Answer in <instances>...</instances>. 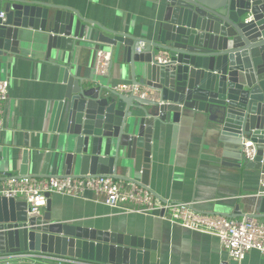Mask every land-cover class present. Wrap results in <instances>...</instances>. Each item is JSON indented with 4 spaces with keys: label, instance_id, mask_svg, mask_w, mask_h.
I'll return each mask as SVG.
<instances>
[{
    "label": "water",
    "instance_id": "1",
    "mask_svg": "<svg viewBox=\"0 0 264 264\" xmlns=\"http://www.w3.org/2000/svg\"><path fill=\"white\" fill-rule=\"evenodd\" d=\"M159 6L158 17L137 32L128 18L104 26L61 2L0 0V60L31 55L53 67L59 84L46 149H39L41 136L31 148L25 140L18 167L10 159L0 181L110 175L148 186L155 129L168 125L175 133L194 119L240 147L236 167L264 171V0H159ZM83 48L108 51L107 73L118 66L119 79L126 72L154 99L119 93L110 77L81 75L70 58ZM245 141L252 142L251 159L242 152ZM46 197L40 214L28 216L24 199L0 196V255L162 263L158 240L55 220ZM252 200L251 214L237 204L212 213L264 218V195Z\"/></svg>",
    "mask_w": 264,
    "mask_h": 264
},
{
    "label": "crops",
    "instance_id": "2",
    "mask_svg": "<svg viewBox=\"0 0 264 264\" xmlns=\"http://www.w3.org/2000/svg\"><path fill=\"white\" fill-rule=\"evenodd\" d=\"M61 2L90 20L119 26L128 18L137 32L158 17L159 0H46ZM95 54L83 48L71 55L70 63L81 75L99 76L94 70ZM119 79L118 66L106 73L111 84L130 82L126 72ZM115 77V79H112ZM0 78L7 79L9 95L3 103V129L0 132V178L8 161L33 147L41 136L39 149H46L49 116L59 84L53 67L31 55H18L9 62L0 60ZM190 120L173 133L170 126L156 128L151 147L148 187L157 201L192 202L195 210L231 212L237 204L243 214L254 212L253 200L264 178V171L236 167L240 147L222 138L210 125ZM159 127V126H158ZM160 130V131H159ZM26 134V137H25ZM230 140V139H227ZM52 218L160 242L161 264H264V255L249 251L240 262L232 260L211 234L193 231L178 222L155 216L120 212L97 202L86 191L83 197L50 194ZM264 219V218H259Z\"/></svg>",
    "mask_w": 264,
    "mask_h": 264
},
{
    "label": "built area",
    "instance_id": "3",
    "mask_svg": "<svg viewBox=\"0 0 264 264\" xmlns=\"http://www.w3.org/2000/svg\"><path fill=\"white\" fill-rule=\"evenodd\" d=\"M3 13L0 12V17ZM249 20V18H247ZM109 52L98 49L94 70L99 76L107 73ZM160 60V59H158ZM111 89L142 99H154L147 87L131 82L112 84ZM9 95L7 79L0 78V132L3 129V103ZM244 156L254 155L252 142L243 143ZM89 191L97 202L111 206L120 212H135L178 222L181 226L216 236L221 248L237 263L251 250L264 255V219L251 215L229 218L220 214L200 212L192 202L157 201L148 186L136 181L115 180L110 175L82 177H9L0 181V196L22 198L26 202L28 216H37L46 205V194H65L83 197ZM256 195H264V178ZM31 261L44 264H111L50 253L22 251L0 255V262Z\"/></svg>",
    "mask_w": 264,
    "mask_h": 264
}]
</instances>
